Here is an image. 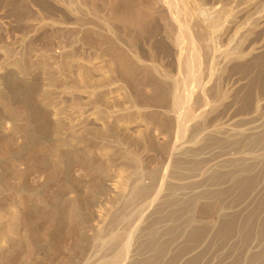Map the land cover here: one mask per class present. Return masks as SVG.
<instances>
[{
  "label": "rangeland",
  "instance_id": "1",
  "mask_svg": "<svg viewBox=\"0 0 264 264\" xmlns=\"http://www.w3.org/2000/svg\"><path fill=\"white\" fill-rule=\"evenodd\" d=\"M195 5L183 134L162 0H0V264H264V0Z\"/></svg>",
  "mask_w": 264,
  "mask_h": 264
},
{
  "label": "bare ground",
  "instance_id": "2",
  "mask_svg": "<svg viewBox=\"0 0 264 264\" xmlns=\"http://www.w3.org/2000/svg\"><path fill=\"white\" fill-rule=\"evenodd\" d=\"M162 3H163V5L166 6V9H165V13L161 14L160 18L163 21V24L166 28L165 29L166 38H168L171 41V43L174 45V48H175L174 54L176 56L178 69L183 71L182 72L183 78H182V82H181V83H183V86H182V88H180L183 90H181L179 92L176 91V93L174 94V96H175L174 101H175V105H177V107L179 108V109L176 108L178 110H177V112H175L176 113L175 116L177 118V123H178V125H177L178 130L180 133L184 134L185 131L188 129V126H189L188 125L189 122L187 123V121H190V120H192V118H195V117L200 118V116L203 114V112L205 110L204 103L202 104L203 106L202 105L200 106L202 108H200V107H199V109L196 108L195 103H194L195 100H193V99H194L195 91H196V89H198L196 87L201 86L200 82H202V81H200L202 79L201 74H203V73H201V72H203L202 67H201L202 66L201 59H205V62H204L205 67H206V70H208L207 72H209V73L213 72V69L216 67V64L218 61L217 50H216L218 48L215 49L213 47V45L215 46L218 43L213 44L216 41H214L212 43V41H213L212 38L214 37V34H215V33L213 34V32L215 30L214 31L207 30V27H212V24L214 23V19L216 17L215 16L214 17L204 16L200 11L197 10V6L195 5V0H162ZM128 11L129 10H126L125 13H127ZM119 12H121V11H119ZM117 14H118V12H117ZM127 14H129V12ZM122 16L124 17V21H125L126 14L123 13L121 15V19H122ZM128 19H129V16H128ZM206 24H207V27H205ZM217 36H215V37H217ZM219 45H220V43H219ZM219 50H220V48H219ZM221 51H223V50H221ZM229 52H231V51H229ZM229 52L225 53L226 58L231 55V53H229ZM238 53H240V52H238ZM220 59L221 58H219V60ZM222 59H223V57H222ZM127 61L128 60H127L126 56L120 55V58L118 61L119 68L124 69L126 67L125 65H126ZM202 85L204 86V84H202ZM202 93H203V87H201L197 97L196 96L195 97L199 98V96H201ZM201 99L203 101V96L201 97ZM205 100L206 99H204V101ZM258 105H259V103L257 104V108H258ZM196 110H199V111L196 112ZM248 125H250V124H248ZM215 126H213V127L215 128ZM219 126H221V125H219ZM259 151H258V153H259ZM142 191H144V190H142ZM260 257H262V255L259 256V259H260ZM261 259H264V258L262 257ZM256 260H257V258H256ZM261 261H263V260H260L259 262H261ZM263 263H264V261H263Z\"/></svg>",
  "mask_w": 264,
  "mask_h": 264
}]
</instances>
